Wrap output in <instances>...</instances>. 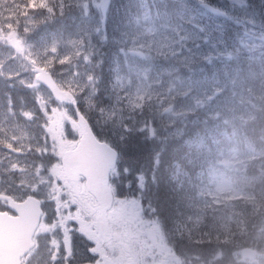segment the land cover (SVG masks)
<instances>
[{
	"label": "rangeland",
	"instance_id": "obj_1",
	"mask_svg": "<svg viewBox=\"0 0 264 264\" xmlns=\"http://www.w3.org/2000/svg\"><path fill=\"white\" fill-rule=\"evenodd\" d=\"M23 1L0 0V95L7 101V107L0 108V191L21 199L38 194L35 186L41 189L53 219L46 224L49 233H42V252L33 264H51L55 252L69 257L67 246L77 239L93 246L99 242L94 223L85 221L87 212H97L88 204L87 210L81 205L75 209V187L66 185L59 164L62 153L77 140L74 113L52 103L35 81L36 67L76 96L103 139L105 131L117 130L147 132L157 141L179 138L188 125L203 118V126L216 130L219 154H204V171L192 191L188 184L179 217L170 211L169 225L181 234L171 236L174 244L162 249L170 259L178 258L171 255L177 243L180 264H186L185 258L188 264H216L223 253L233 258L241 244L253 239L256 245L247 249L258 252L256 264H262L264 216L252 229L248 225L264 202V157L259 156L264 137L244 141L242 132L259 133L251 124L264 112V35L259 32L264 27V0H172L173 13L161 20L156 0H67L70 16L59 29L28 19ZM212 1L228 13L227 20L200 9L201 3ZM43 3L36 1L39 7ZM10 33L19 42L18 51L10 47ZM16 87L34 96L28 111L8 106L7 93ZM63 130L68 136H60ZM139 166L143 171L133 174L136 195L129 196L126 182L123 196L114 195L111 211L116 215L110 224L117 229L135 228L145 203L151 204L147 187L152 174L147 178ZM245 207L252 213L243 211ZM153 218L162 225L148 213L143 222L149 236L154 235Z\"/></svg>",
	"mask_w": 264,
	"mask_h": 264
},
{
	"label": "trees",
	"instance_id": "obj_2",
	"mask_svg": "<svg viewBox=\"0 0 264 264\" xmlns=\"http://www.w3.org/2000/svg\"><path fill=\"white\" fill-rule=\"evenodd\" d=\"M15 94L17 98H28L29 105L34 103V96L30 92L26 94L16 90ZM203 134L205 129L201 124H197L188 127L186 134L180 139L167 138L157 141L147 133H142L130 136L116 145L121 154V164H127L128 167L129 172L125 180L130 183L131 194H135L137 190L136 185H133L136 184L133 174L142 172V169H138V164L148 172L147 178H150L149 173L152 174L150 179L152 187L155 188L152 203L162 219H170L171 212L178 206L177 197L186 192L187 179L190 177L195 180L201 171L205 150L210 151L216 145L211 138L202 137ZM120 191L118 195L123 193V187Z\"/></svg>",
	"mask_w": 264,
	"mask_h": 264
},
{
	"label": "water",
	"instance_id": "obj_3",
	"mask_svg": "<svg viewBox=\"0 0 264 264\" xmlns=\"http://www.w3.org/2000/svg\"><path fill=\"white\" fill-rule=\"evenodd\" d=\"M205 8L214 15L217 14L224 16L211 7L206 6ZM13 48L17 49V47L14 46ZM37 80L49 90L55 100L61 103L73 101L72 95L59 90L45 72L40 70V75ZM77 118L82 129V137L74 150L68 151L64 154L62 164L64 172L70 180H76L78 175H83L85 177L88 191L96 198L100 205L102 215L99 220L101 223V231L103 232L104 225L101 221L104 212L111 204V195L107 188V178L109 171L115 164L116 153L105 144L98 143L79 114H77ZM12 209L18 215V218L12 221L14 226L24 229L29 227L32 228V230L36 227L37 215L36 213L31 214L32 210L36 211V209L34 207L32 208L31 202H26L22 206ZM8 221L9 220L5 218H1L0 226H7ZM17 235L22 236L23 234L17 233Z\"/></svg>",
	"mask_w": 264,
	"mask_h": 264
},
{
	"label": "flooded vegetation",
	"instance_id": "obj_4",
	"mask_svg": "<svg viewBox=\"0 0 264 264\" xmlns=\"http://www.w3.org/2000/svg\"><path fill=\"white\" fill-rule=\"evenodd\" d=\"M9 151H13V149H10ZM24 169L26 171L25 176L28 177V166H24ZM3 206L4 205L0 203V207ZM0 210H5V209H0ZM253 224H254V220H252L251 222V229ZM253 241H254L253 239H250L249 243ZM148 252L150 256L143 258V261L137 264H166L164 258L161 257V253L159 251H155L154 253L152 252V250L148 249ZM111 264H113V262H111ZM114 264H134V262H132V260H121V261H116ZM238 264H251V262H247L241 254L238 258Z\"/></svg>",
	"mask_w": 264,
	"mask_h": 264
},
{
	"label": "clouds",
	"instance_id": "obj_5",
	"mask_svg": "<svg viewBox=\"0 0 264 264\" xmlns=\"http://www.w3.org/2000/svg\"><path fill=\"white\" fill-rule=\"evenodd\" d=\"M254 130H257L261 137H264V112L260 113L259 119L254 126ZM259 156L264 157V142L259 145ZM261 162L264 163V160Z\"/></svg>",
	"mask_w": 264,
	"mask_h": 264
},
{
	"label": "snow or ice",
	"instance_id": "obj_6",
	"mask_svg": "<svg viewBox=\"0 0 264 264\" xmlns=\"http://www.w3.org/2000/svg\"><path fill=\"white\" fill-rule=\"evenodd\" d=\"M9 43H11L14 47H17V49L19 50V42L18 41L10 40Z\"/></svg>",
	"mask_w": 264,
	"mask_h": 264
}]
</instances>
